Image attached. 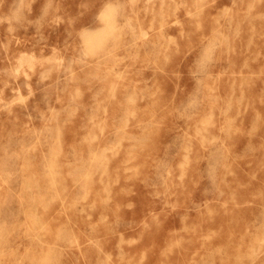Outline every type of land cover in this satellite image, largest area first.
Segmentation results:
<instances>
[{"label": "rangeland", "instance_id": "1", "mask_svg": "<svg viewBox=\"0 0 264 264\" xmlns=\"http://www.w3.org/2000/svg\"><path fill=\"white\" fill-rule=\"evenodd\" d=\"M0 264H264V0H0Z\"/></svg>", "mask_w": 264, "mask_h": 264}, {"label": "snow or ice", "instance_id": "2", "mask_svg": "<svg viewBox=\"0 0 264 264\" xmlns=\"http://www.w3.org/2000/svg\"><path fill=\"white\" fill-rule=\"evenodd\" d=\"M106 11H107V8H106Z\"/></svg>", "mask_w": 264, "mask_h": 264}]
</instances>
